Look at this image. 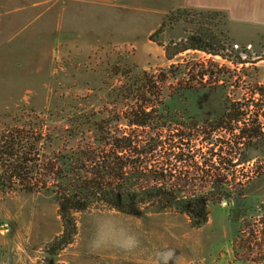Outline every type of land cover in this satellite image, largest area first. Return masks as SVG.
Wrapping results in <instances>:
<instances>
[{
    "label": "rangeland",
    "instance_id": "374dc122",
    "mask_svg": "<svg viewBox=\"0 0 264 264\" xmlns=\"http://www.w3.org/2000/svg\"><path fill=\"white\" fill-rule=\"evenodd\" d=\"M163 26L155 45L140 38L137 52L79 48L57 53L55 60H39L33 39L5 35L10 42L0 52L1 124L35 123L30 116H40L52 119L46 121L49 130H62L71 126L63 120L70 116L124 112L135 102V90L142 89L144 80H165L160 84L163 112L182 121L214 120L226 113L229 100L248 106L245 124L260 125L264 132V95L253 91L255 86L264 88V29L231 27L222 16L199 13L169 14ZM193 39L222 56L188 51L167 59L168 45L181 41L190 45ZM210 59L221 70L213 85H200L182 67L170 73L173 65ZM245 160L251 165L264 161V137L248 149ZM262 202L264 178L255 180L233 203L213 206L208 223L200 229L173 212L136 217L95 208L78 215V236L59 251L53 243L62 235L63 223L52 196L0 192V264H254L235 260L233 241L239 226L229 213Z\"/></svg>",
    "mask_w": 264,
    "mask_h": 264
},
{
    "label": "trees",
    "instance_id": "16d2710c",
    "mask_svg": "<svg viewBox=\"0 0 264 264\" xmlns=\"http://www.w3.org/2000/svg\"><path fill=\"white\" fill-rule=\"evenodd\" d=\"M173 13L227 19L218 11ZM163 27L151 41L156 42ZM195 42L168 45L167 59L188 51L222 56ZM177 67L202 86L213 85L212 79L221 75L211 59L173 65L170 73ZM164 81L144 80L124 112L70 116L63 120L71 126L62 130H49L46 121L52 119L40 116H30L36 122L22 125L0 122V192L52 196L63 223L62 235L53 243L59 251L78 236V215L95 208L136 217L173 212L200 229L213 206L233 203L255 180L264 178V161L251 165L245 160L248 149L264 137L260 125L245 124L248 106L228 100L226 113L218 119L182 121L159 109ZM255 87L254 94L264 95V88ZM229 217L239 226L233 241L235 260L264 264V202L233 208Z\"/></svg>",
    "mask_w": 264,
    "mask_h": 264
},
{
    "label": "crops",
    "instance_id": "0c3cea01",
    "mask_svg": "<svg viewBox=\"0 0 264 264\" xmlns=\"http://www.w3.org/2000/svg\"><path fill=\"white\" fill-rule=\"evenodd\" d=\"M183 9L218 11L231 27L264 29V0H0V52L10 42L4 39L8 34L33 39L39 60L79 48L137 52L140 38L155 45L151 37L167 16Z\"/></svg>",
    "mask_w": 264,
    "mask_h": 264
}]
</instances>
